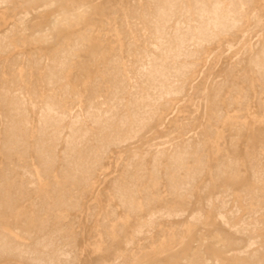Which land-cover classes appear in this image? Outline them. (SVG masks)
<instances>
[{
  "label": "rangeland",
  "instance_id": "374dc122",
  "mask_svg": "<svg viewBox=\"0 0 264 264\" xmlns=\"http://www.w3.org/2000/svg\"><path fill=\"white\" fill-rule=\"evenodd\" d=\"M0 1V264H264V0Z\"/></svg>",
  "mask_w": 264,
  "mask_h": 264
},
{
  "label": "bare ground",
  "instance_id": "6f19581e",
  "mask_svg": "<svg viewBox=\"0 0 264 264\" xmlns=\"http://www.w3.org/2000/svg\"><path fill=\"white\" fill-rule=\"evenodd\" d=\"M0 3H1V1H0ZM152 4V3H151ZM158 12V11H157ZM163 13V12H162ZM248 22V21H247ZM156 25V24H155ZM153 27V26H152ZM157 32V31H156ZM157 41V40H156ZM155 41V42H156ZM226 41V40H225ZM153 42V41H152ZM130 45V44H129ZM132 45V44H131ZM149 47H151V46H149ZM152 49L154 48V47H151ZM143 51V50H142ZM18 52V51H17ZM155 53V52H154ZM146 56V55H145ZM147 64V63H146ZM122 67V66H121ZM62 68V67H61ZM143 69V68H142ZM148 70V69H147ZM147 72V71H146ZM48 74V73H47ZM50 78V77H49ZM241 93V92H240ZM21 95V94H20ZM32 96V95H31ZM61 96V95H60ZM111 97V96H110ZM117 97V96H116ZM50 99V98H49ZM46 100V99H45ZM48 100V99H47ZM46 100V101H47ZM51 100H53V99H51ZM54 101V100H53ZM46 103H49L50 104V102H46ZM51 105H45V108H44V105H43V111L41 112V114H40V117H39V132H43L44 131V129L45 128H47V127H49V126H51V125H54V124H57L58 123V121H59V118L61 117V115H59L58 113H57V111L54 109V108H52V107H50ZM225 109V108H224ZM91 110V109H90ZM89 110V111H90ZM103 116V115H102ZM106 116V115H105ZM63 117V116H62ZM64 118V117H63ZM70 119V118H69ZM97 122L95 119L94 120H92V122ZM71 122H72V120H71ZM35 127V126H34ZM40 137V136H39ZM41 138H43V137H41ZM32 145V144H31ZM37 151V150H36ZM3 152V151H2ZM16 158V157H15ZM14 160H16V159H14ZM70 160V159H69ZM53 163V162H52ZM20 164V163H19ZM18 164V165H19ZM34 163H32V165H33ZM55 164V163H54ZM39 166V165H38ZM41 166V165H40ZM18 167V166H17ZM43 167V166H42ZM48 167H50V166H48ZM44 168H46V167H44ZM115 168V167H114ZM35 169V170H34ZM34 172H35V174H36V176H38V178H40V176H42L41 174H40V171H42V170H44L43 168H42V170H40V168L38 169V167L37 168H35L34 167ZM51 169V168H50ZM49 169V170H50ZM40 170V171H39ZM49 170H46L45 169V171H49ZM44 171V174L47 176V174H46V172ZM12 172V171H11ZM154 172V171H153ZM50 173V172H49ZM13 174V173H12ZM34 174V173H33ZM43 174V173H42ZM67 174V173H66ZM44 175V176H45ZM2 176H3V174H2ZM16 176V175H15ZM43 177V176H42ZM37 178V177H36ZM44 178H46V177H44ZM49 178V177H48ZM42 179V178H41ZM18 181V180H17ZM20 181V180H19ZM55 184V183H54ZM24 185V184H23ZM181 187H183L182 185H181ZM180 187V188H181ZM51 188V187H50ZM182 189V188H181ZM183 189H184V187H183ZM21 190V189H20ZM53 191H55V190H53ZM192 194H193V192H192ZM111 198V197H110ZM137 203H139V202H137ZM64 211V210H63ZM88 211V210H87ZM141 211V210H140ZM126 212V211H125ZM237 212V211H236ZM77 214V213H76ZM217 214H218V212H217ZM125 217H127V216H125ZM195 222V221H194ZM126 224V223H125ZM121 225V224H120ZM194 225V224H193ZM199 227V226H198ZM205 228V227H204ZM98 230V229H97ZM240 231V230H239ZM243 233V232H242ZM242 233H240V234H242ZM16 234V233H15ZM99 237V236H98ZM15 239H17V238H15ZM99 240V239H98ZM97 240V241H98ZM130 240V239H129ZM96 242V241H95ZM256 242V241H255ZM33 243V242H32ZM76 243V242H75ZM77 245V244H76ZM140 245V244H139ZM248 245V244H247ZM138 249V248H137ZM43 251V250H42ZM140 251V250H139ZM97 252V251H96ZM2 253L3 254H10V255H13V256H15L16 258H18L19 260H22L23 258H25L24 257V255H25V253L23 252V251H20V249H19V244L18 243H16V242H14V246L13 245H8L5 241H0V256L2 255ZM46 253V252H45ZM78 256V255H77ZM141 256V255H140ZM3 257V256H2ZM6 257V256H5ZM4 257V258H5ZM8 257V256H7ZM80 257V256H79ZM26 258H27V256H26ZM106 258V257H105ZM10 259V258H9ZM30 260H31V262H33L34 264H50V260L48 259V258H46V257H44V256H41V255H38V254H34V255H31L30 256V258H29ZM95 259V258H94ZM135 259V258H134ZM0 261H2V260H0ZM99 263V262H98Z\"/></svg>",
  "mask_w": 264,
  "mask_h": 264
}]
</instances>
